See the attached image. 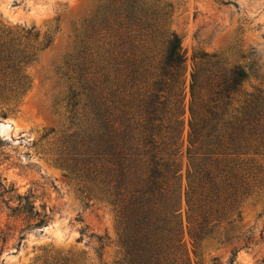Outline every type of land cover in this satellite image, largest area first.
<instances>
[{
    "label": "trees",
    "instance_id": "trees-1",
    "mask_svg": "<svg viewBox=\"0 0 264 264\" xmlns=\"http://www.w3.org/2000/svg\"><path fill=\"white\" fill-rule=\"evenodd\" d=\"M137 2L111 0L112 11L105 10L93 30L97 63L91 65L89 53L77 57L64 108L75 129L84 180L114 215L119 253L114 264H189L181 243V203L196 245L238 218L240 204L264 181V92L245 90L244 69L226 67L217 56L210 57L207 75L197 68L190 73L182 187L184 56L173 32L136 16ZM14 29L22 38L37 37ZM11 31L0 35V89L13 93L35 55L26 46L15 50ZM49 42L44 36L40 49ZM3 143L0 137V147ZM35 216L37 226L45 224V213ZM95 238L105 246V238Z\"/></svg>",
    "mask_w": 264,
    "mask_h": 264
},
{
    "label": "rangeland",
    "instance_id": "rangeland-1",
    "mask_svg": "<svg viewBox=\"0 0 264 264\" xmlns=\"http://www.w3.org/2000/svg\"><path fill=\"white\" fill-rule=\"evenodd\" d=\"M110 4L0 0V35L11 29L14 49L26 46L35 55L23 68L26 79L19 88L13 93L0 89V111L6 113L0 118V264H114L119 258L114 215L96 187L84 180L75 129L64 108L77 57L89 53L91 65L97 63L93 30L105 10L112 11ZM135 8L137 17L180 40L178 164L183 187L189 75L196 68L207 75L210 57L217 56L226 67L244 69L245 90L264 92V0H138ZM14 28L37 37L14 35ZM44 36L50 42L41 50ZM260 165L264 169V162ZM260 177L264 180V173ZM30 205L34 210L28 212ZM35 211L47 215L45 224L36 225ZM178 220L189 264H264V181L240 204L238 218L196 245L182 203ZM95 236L105 238V246L99 247Z\"/></svg>",
    "mask_w": 264,
    "mask_h": 264
}]
</instances>
